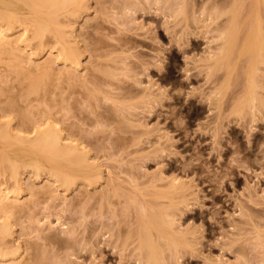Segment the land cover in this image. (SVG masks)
Listing matches in <instances>:
<instances>
[{
	"label": "rangeland",
	"instance_id": "rangeland-1",
	"mask_svg": "<svg viewBox=\"0 0 264 264\" xmlns=\"http://www.w3.org/2000/svg\"><path fill=\"white\" fill-rule=\"evenodd\" d=\"M75 4L71 60L46 35L0 64V120L52 129L75 154L69 177L26 170L15 183L0 168L2 264H154L148 222L157 264H264V56L253 72L251 53L238 56L249 28L264 39V0Z\"/></svg>",
	"mask_w": 264,
	"mask_h": 264
},
{
	"label": "bare ground",
	"instance_id": "bare-ground-1",
	"mask_svg": "<svg viewBox=\"0 0 264 264\" xmlns=\"http://www.w3.org/2000/svg\"><path fill=\"white\" fill-rule=\"evenodd\" d=\"M215 9L208 15L209 19L207 18L209 22H213L214 24L218 20V16L214 14ZM76 12L77 6L75 0H0V64L3 67H10L18 56L16 52L17 44L24 43L27 46L31 41L36 40L41 45L42 39L46 35H49L53 39L54 45L58 47L59 55L63 60H71L73 52L67 46L65 26L69 18L74 16ZM230 27L232 31L228 35L226 34L227 30L224 31L221 27L216 35L215 39L218 41L217 47L209 54L210 58L216 62L225 60L229 56L237 40L238 30H236V26L231 24ZM16 29L19 30L15 31ZM28 34L29 36H27ZM247 52L251 53V56L254 58V61L248 66L249 70L253 72L255 63L262 60L264 56V39L257 26L246 30L241 41L238 56L241 53ZM4 87L7 88L6 85ZM4 89L0 91V101L5 99L4 95L6 91ZM27 110H25L27 114L23 119L24 122L28 119H35L37 122L41 121L40 113H32L33 111L28 113ZM64 148H69V145H62L61 139H59L52 129H35L30 134H26L24 128L18 127L17 129H12L6 122L0 120V168L8 173L10 179L16 181L21 172L23 173L26 170L34 173L52 170L55 173H61L63 176L69 177L70 174L66 171V168L69 166L68 163L71 159H75V154L72 151H65ZM58 164L64 166L59 167ZM73 166L74 170L72 174L79 175L81 169L78 162H75ZM92 175L91 171L85 168V177ZM6 199H8L7 192L1 189L0 209L4 206ZM151 228L155 229L148 222L145 240L147 260L148 263L157 264L159 254L155 248V240L152 238ZM161 232L156 230L160 240L165 241L167 237L164 236L165 233L162 235ZM142 245L143 241H140V247Z\"/></svg>",
	"mask_w": 264,
	"mask_h": 264
}]
</instances>
